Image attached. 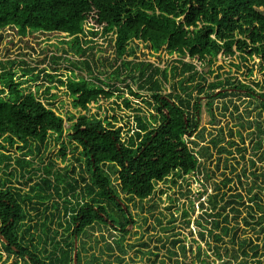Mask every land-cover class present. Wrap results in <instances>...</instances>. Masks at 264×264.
<instances>
[{
    "label": "trees",
    "instance_id": "1",
    "mask_svg": "<svg viewBox=\"0 0 264 264\" xmlns=\"http://www.w3.org/2000/svg\"><path fill=\"white\" fill-rule=\"evenodd\" d=\"M90 24L109 38V48L121 60L119 67L108 64L110 70L114 69L109 76H117L115 80L119 73L129 76L136 90L127 86V95L141 99L149 118L140 115L142 108L133 109L127 98L122 104L135 112L134 129L118 127L117 118L107 114L103 119L98 113L87 116L90 105L112 100L121 89L98 79L96 85L82 77L63 81L46 75V80H56L60 88H65L71 108L79 112L77 116L67 115L71 126L65 131L63 118L53 108L57 96L50 94L51 88L43 92L49 98L45 104L37 92L22 88L23 83L14 80L15 73L0 64V165L5 170L11 169L9 152L14 149L22 151L31 142L43 145L50 137L58 142L65 135L67 146L63 143L60 146V162L69 149L74 161L84 163L87 175L84 178L78 174L76 178L71 167L62 174L53 171L51 161L44 168V176L29 187L28 193L21 194L16 189L11 192L5 187L6 182L0 183V259L1 252H5L22 264H73L75 240L87 228L109 224L125 234L135 224L128 206L119 201V194L128 202H143L153 196L158 184L171 176L184 179L199 174L201 152L194 148L204 141L202 131L197 132L201 96L208 99L218 93L221 98L260 89L259 103L264 111V0H0V32L10 30L20 39L33 33L70 38L68 45L74 55L89 59L80 63L87 75L93 74L90 65L94 61L93 48L83 49L79 42L85 37L84 26ZM90 34L96 35L93 31ZM130 44L137 48L142 44V50L147 49L155 57L157 66L149 61L135 62L137 58L128 60L135 56ZM141 55L144 60L149 57ZM171 56L177 58L170 62L164 59ZM186 58L188 63L184 62ZM217 60L227 61L228 73L234 69L250 84L220 73L224 64L218 65ZM161 63L166 67L160 68ZM71 66L74 70L75 65ZM197 67H211L206 74L214 75L215 80L208 83L206 74L198 72ZM256 75L262 78L254 80ZM37 79L38 76L33 81ZM226 88L234 92L225 93ZM207 107L215 121L212 101L207 102ZM124 128L125 138L121 137ZM210 143L216 146L217 140L211 139ZM28 151L32 153L31 146ZM14 162L18 176L26 177L28 184L33 182V162L20 158ZM257 178L262 179L263 174ZM219 191L216 188L213 195L206 197V209L201 204V213L194 222L197 241L187 221L188 235L171 243L172 250L168 253L175 259L174 264H249L246 246L255 251L251 256L257 258L254 263L264 264V259L260 261L257 257L264 255L263 244L254 245L247 238L245 229L250 226L247 217L241 219L245 229L240 235L236 226L230 227L232 220L242 214L239 209L244 207L243 197L236 193L226 199V194ZM53 194L63 198V214L60 216V206L53 202L57 216L51 214L43 222L30 224L27 205L36 199L35 205L42 206ZM62 218L64 223L59 221ZM54 219L59 221L57 227L63 230V239L56 240L60 236L58 230L46 228L47 221ZM39 229L41 234L36 236ZM50 233L53 237L47 252ZM189 237V244H185ZM260 248L261 254L257 255ZM119 251L123 253L121 247Z\"/></svg>",
    "mask_w": 264,
    "mask_h": 264
},
{
    "label": "rangeland",
    "instance_id": "2",
    "mask_svg": "<svg viewBox=\"0 0 264 264\" xmlns=\"http://www.w3.org/2000/svg\"><path fill=\"white\" fill-rule=\"evenodd\" d=\"M91 27V24L84 26L85 37L79 43L83 49L93 48L91 52L94 53V61L90 62L93 69L92 75H87L80 64L85 59L89 61L88 57L80 59L75 56L68 45L71 39L59 34L33 33L20 39L10 30L0 32V64L15 73L14 80L16 83H23L22 88H28V92L31 93L37 92L45 104H48L49 98L48 95L43 96V92L46 88H51L50 94L57 96L53 100V108L63 118L66 131L71 126L66 119L67 115L75 113L77 116L79 112L71 108V101L64 94L65 88H60L56 80L52 82L46 80V75L56 76L57 79L63 81H67L69 77L76 80L82 77L96 85L99 84L98 79L100 82L120 88L121 90L116 93V96H123L122 98L116 99L115 96L110 101H101L97 105H90L87 116L98 113L103 119L106 118L107 114L109 117L117 118L118 127L127 128L130 126L135 128L133 122L135 112L126 109L122 100L127 98L132 102L133 109L142 108L140 115L149 118L146 106L141 102V99L127 95V86L131 87L133 91L136 90L134 82L128 79L129 76H126L125 73H119L118 80H115L117 76H109L114 69L110 70L108 64L119 67L121 60H118L113 49L109 48L111 46L109 38L102 36L99 28L92 27L94 28L92 30ZM91 31L95 32L96 35H91ZM130 46L131 49H134L135 56L128 58V60L132 61L133 58L143 60L141 53H144L149 54L146 60L157 64L155 57L150 55L147 49L146 51L145 49L142 50V44H138V48L135 44H130ZM176 58V56H171L164 59L170 62ZM103 59H107V61ZM184 60L189 62L188 58ZM222 61L217 60L218 65L224 64L220 73H228L230 70L228 63L227 61L222 63ZM9 63H13V65H7ZM71 64L75 65L74 70H72ZM159 66L162 69L166 67L164 63L159 64ZM215 67L216 65L213 69ZM210 68L197 67V71L206 74ZM54 69L56 71H53ZM26 71L27 73H25ZM228 74L226 76L234 77L246 85L250 84L243 74L235 73L234 69H231ZM37 76L38 79L33 81V78ZM226 76L223 75L222 79ZM261 78V75H256L253 79L259 81ZM206 79L208 83L215 80L214 75L209 77L208 74H206ZM228 89L226 88L225 93L234 92ZM140 94L145 96V93ZM217 94L211 95L208 99L203 96L200 97L201 111L198 117L197 132L202 131L204 141L199 142L198 147L191 146L195 151L200 150L201 152V155H198L200 173L187 176L184 179L171 176L166 182L158 184L153 196L143 202L138 200L128 202L123 195L119 194V201L128 206V213L135 224L132 228L126 229L125 234L109 226V224H94V226L87 228L81 239L76 240L77 249L85 245L86 251H81L82 264H91L89 262L93 257L99 261L98 264H174L175 259L168 253L169 250H172L171 243L173 240L188 235L185 230L187 221H189L193 239L197 241L194 222L201 213V204H203L204 209L207 208V204L204 203L206 197L213 195L216 188L220 190V194H226V199L236 193L241 194L244 207L239 210L242 214L236 221L232 220L230 227L236 226L235 228L240 235V232L245 229L241 219L247 217L250 225L249 228L245 229L247 238L254 245L263 244L262 246H264V233L261 232L264 229V111H262L259 103L260 89H255L254 93L241 92L221 98ZM115 101L117 104L114 103ZM209 101H212L215 121L208 111L207 102ZM211 139L217 140L216 146L210 143ZM62 143L67 146L65 135L58 142L50 137L45 144L39 146L38 143L31 142L29 144L31 154L28 151L30 146L22 151L12 150L9 152V156L12 157L11 169L5 170L4 165H0V183L6 182L5 187L10 188L11 192L16 189L21 194L28 193L29 187L37 182L38 178L44 176V168L51 161L54 162L53 171L59 170L62 174L65 168L71 167L74 168L73 175L76 178L79 176L78 174L87 178L84 163L79 164L74 161L69 149L66 151L63 162H60L62 156L59 152ZM16 158L33 162L32 173L35 178L30 184H28L26 177L21 179L18 176L20 174L14 162ZM261 174H263V178L258 179L257 176ZM29 195L32 197L31 194ZM62 201L63 198L60 199L53 194V198L49 202L37 206L35 205L36 199H33L32 204L25 208L32 220L30 224L43 222L44 217L49 218L51 214L57 216L58 213L53 208V202L59 204L61 216L63 214ZM32 207L38 208V210H31ZM59 221L64 223L65 220L62 218ZM59 221L56 219L52 222L47 221L46 227L50 231L58 230L60 236L56 240L65 237L63 230L57 227ZM40 232L41 229L35 235H40ZM52 237L53 235L50 233L48 243L45 246L47 252L50 251V238ZM190 240V237L187 238L185 244H189ZM34 245H37V239H35ZM41 247L43 249L44 245L41 244ZM119 247L123 253L119 251ZM201 247L204 248L203 243H201ZM246 250L249 264H255L257 258L251 257L255 251H251L249 246H246ZM260 251L261 248L258 249L257 255L261 254ZM1 253L0 264H14L15 261L17 264H22L14 256L5 252ZM43 256L46 254L43 253ZM257 257L260 261L264 259L263 254ZM215 264L220 263L216 262Z\"/></svg>",
    "mask_w": 264,
    "mask_h": 264
},
{
    "label": "flooded vegetation",
    "instance_id": "3",
    "mask_svg": "<svg viewBox=\"0 0 264 264\" xmlns=\"http://www.w3.org/2000/svg\"><path fill=\"white\" fill-rule=\"evenodd\" d=\"M106 220V219H105ZM93 226V225H92ZM86 235V234H85ZM83 236V235H82ZM81 236V237H82ZM81 237H80V239H81ZM76 241V240H75ZM81 251L82 252H85L86 251V249H85V245H82V246H80V248L79 249H77V247H76V258H77V255H78V258H79V263L78 264H82V260H81ZM95 258L93 257L92 258V260L89 262V263H91V264H93V263H97L98 264V262L99 261H96V260H94Z\"/></svg>",
    "mask_w": 264,
    "mask_h": 264
},
{
    "label": "built area",
    "instance_id": "4",
    "mask_svg": "<svg viewBox=\"0 0 264 264\" xmlns=\"http://www.w3.org/2000/svg\"><path fill=\"white\" fill-rule=\"evenodd\" d=\"M132 60H133V59H132ZM139 61H141V60H135V62H139ZM143 61H144V62H148V60H144V59H143ZM184 62H185V60H184ZM186 63H188V62H186ZM154 65L157 66V64H155V63H154ZM159 67H160V66H159ZM64 126H65V123H64ZM133 129H134V128H133ZM64 130H65V128H64ZM65 131H66V130H65ZM122 132H123V135H121V137H124V138H125L126 129L124 128V129L122 130Z\"/></svg>",
    "mask_w": 264,
    "mask_h": 264
},
{
    "label": "water",
    "instance_id": "5",
    "mask_svg": "<svg viewBox=\"0 0 264 264\" xmlns=\"http://www.w3.org/2000/svg\"><path fill=\"white\" fill-rule=\"evenodd\" d=\"M76 241L74 244V252H73V264H77V258H76Z\"/></svg>",
    "mask_w": 264,
    "mask_h": 264
}]
</instances>
